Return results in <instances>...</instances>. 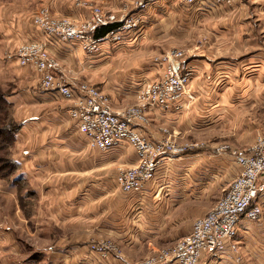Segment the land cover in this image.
<instances>
[{
    "label": "crops",
    "instance_id": "0c3cea01",
    "mask_svg": "<svg viewBox=\"0 0 264 264\" xmlns=\"http://www.w3.org/2000/svg\"><path fill=\"white\" fill-rule=\"evenodd\" d=\"M78 1L118 18L131 14L138 25L123 43H103L88 53L78 43L46 37L32 17L42 6L81 21L89 9L76 6L77 0H19L2 12L0 35L11 50L43 43L60 64L62 84L75 92L84 83L96 87L115 113L136 106L142 87L160 79L156 55L184 50L183 65L192 69L191 100L184 99L180 110L148 108V123L137 129L152 142L166 138L168 129L192 148L165 160L143 191L126 193L117 175L137 164L135 149L127 143L105 152L91 148L71 116L72 103L42 89L40 72L20 66L12 54L4 57L2 68L14 73L8 99L20 132L13 156L18 170L9 183L0 178V186L13 197L21 181L29 195L25 208L11 203V214L0 202V264H139L192 232L241 171L231 151L246 153L264 136V0H235L233 6L165 0L141 13L134 6L138 0ZM115 25L101 26L95 36ZM253 204L263 215L257 222L241 219L238 251L219 259L204 254L199 264H264V195ZM102 241L115 243L121 254L89 250Z\"/></svg>",
    "mask_w": 264,
    "mask_h": 264
},
{
    "label": "built area",
    "instance_id": "2783aa9c",
    "mask_svg": "<svg viewBox=\"0 0 264 264\" xmlns=\"http://www.w3.org/2000/svg\"><path fill=\"white\" fill-rule=\"evenodd\" d=\"M165 0H140L135 4L138 13L148 10ZM185 5H194L198 0H179ZM214 5H231L234 0H211ZM77 6L90 10V16L81 21L56 18L48 8H41L34 16L35 26L50 39L78 43L88 53L98 52L103 43L118 45L124 36L137 27L139 20L131 14L120 18L105 15L90 2H77ZM119 24L105 35L96 37L101 26ZM20 66L32 67L41 74L40 87L59 92L73 105L71 116L78 122L79 130L87 138L89 146L101 151H110L127 143L135 149L138 162L128 169H121L117 175L119 188L126 193H139L152 182L165 160L184 156L192 145L178 143L172 139L168 129H163L166 138L152 142L137 127L148 123L147 110L150 107L165 110H180L181 102L189 94L192 69L185 67V52L171 49L155 58L162 68L159 80L145 84L136 106L122 113H115L109 96L89 84H80L77 92L62 84L56 72L60 70L58 61L41 42H27L15 54ZM227 147L221 150L226 151ZM236 163L241 167L238 177L232 182L224 196L203 218L197 219L192 232L180 239L172 248L143 264L174 262L177 264H199L204 254L211 259H219L227 251L237 252L236 238L242 218L257 222L262 218L263 209L254 201L264 195V136L246 152L233 150ZM91 249L102 256L113 251L110 243L93 245Z\"/></svg>",
    "mask_w": 264,
    "mask_h": 264
},
{
    "label": "rangeland",
    "instance_id": "374dc122",
    "mask_svg": "<svg viewBox=\"0 0 264 264\" xmlns=\"http://www.w3.org/2000/svg\"><path fill=\"white\" fill-rule=\"evenodd\" d=\"M138 1H140V0H138ZM138 1H136L135 4ZM18 2H19V0H0V17H1V14L3 11H7V12L11 11L13 9L11 6L12 5L17 6ZM77 2H79V1L77 0ZM77 2H75L76 6H77ZM82 2H86V1H82ZM234 2H235V0H234ZM234 2L231 5H228V4H224V5L233 6ZM91 4H93V3H91ZM135 4H134V6H135ZM94 7H98L102 10V8L99 6L94 5ZM41 8H48V7H42L41 6L34 13L32 18H34L35 14ZM15 9L17 10L16 7H15ZM50 12H51V10H50ZM102 12L105 15H111V13L104 12L103 10H102ZM51 14L56 18H67V17L55 16L52 12H51ZM112 15H114V14H112ZM72 21L76 22L77 20H72ZM78 21H80V20H78ZM33 23H34V21H33ZM2 28H3V23H2V19L0 18V30ZM23 44H25V43L18 45L13 50L8 49L6 42L4 41L3 37H1V35H0V178L5 179L6 183H9L11 181V179L14 177L16 171L18 170V167L14 164L13 156H14L15 150H16L15 147H16L17 136L20 132V122L18 120L19 115L17 114V116H16L15 107L10 103V101L8 99L10 97L12 91H14V87L12 84V82H13L12 76L14 75V73H11L10 70H7V68L3 69L2 68L3 65L1 62L4 59V57H7L11 54L15 58L16 57L15 54L17 53V50ZM173 49H179V48H173ZM169 50H171V49H169ZM169 50H167V51H169ZM179 50H182V49H179ZM167 51H164V52L156 55L154 57V61H155L156 57L163 55ZM182 51L185 52L184 50H182ZM172 139H174L178 143H181L175 139L173 134H172ZM183 143H185V142H183ZM227 150H228V147H227ZM231 152H232V155L234 156L233 150ZM235 161H236V159H235ZM27 186H28L27 184H24L21 181H19V184L16 188L17 191L14 193L15 195H13V197H11V195H10L11 192H9L8 190H3L0 186V188H1L0 192L6 191V193H3V194L0 193V202L2 201L3 204H5V206L7 207V210L4 211L5 213L11 214V203H19L20 207L25 208V204H27V196L29 195L28 188H26ZM103 243H110L114 246V250L108 251L107 255L112 253V252H114L118 255L121 254L120 248L115 243H113L112 241H102V242H98V243H92V244L88 245V248L91 252H94L91 249V247L95 244L99 245V244H103ZM175 244L168 246V247H163V248H158L156 250H153V252L147 258L143 259L139 264H143L145 261L159 256L164 250L172 248ZM103 257H107V256H103Z\"/></svg>",
    "mask_w": 264,
    "mask_h": 264
},
{
    "label": "trees",
    "instance_id": "16d2710c",
    "mask_svg": "<svg viewBox=\"0 0 264 264\" xmlns=\"http://www.w3.org/2000/svg\"><path fill=\"white\" fill-rule=\"evenodd\" d=\"M113 27L116 28V27H118V25H115V26H113ZM110 29H112V27H111ZM107 30H109V28H108ZM104 32H105V31H104Z\"/></svg>",
    "mask_w": 264,
    "mask_h": 264
}]
</instances>
